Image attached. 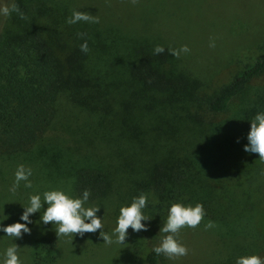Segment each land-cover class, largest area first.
Masks as SVG:
<instances>
[{
    "label": "trees",
    "instance_id": "trees-1",
    "mask_svg": "<svg viewBox=\"0 0 264 264\" xmlns=\"http://www.w3.org/2000/svg\"><path fill=\"white\" fill-rule=\"evenodd\" d=\"M90 1L0 0V10L10 11H0V160L39 149L64 93L99 118L113 108L116 121L105 130L93 127L111 150L88 148L100 161L80 160L74 192L88 189L90 201L106 197L113 182L109 167L119 169L134 178L136 195L147 196L157 218H167L172 203L202 204L200 224L211 221L223 237L236 239L230 264L242 255L261 257L264 161L243 146L250 119L264 112V85L255 83L264 74V56L208 92L169 45L117 23L109 16L116 12L95 10ZM13 5L19 12L11 11ZM74 11L90 19L69 24ZM85 41L87 52L80 49ZM157 45L164 51L154 54ZM150 122L151 136L144 125ZM86 127L74 131L81 141ZM36 242L48 255L34 252L33 263L52 264L56 243L45 237ZM162 259L152 248L146 264Z\"/></svg>",
    "mask_w": 264,
    "mask_h": 264
},
{
    "label": "rangeland",
    "instance_id": "rangeland-1",
    "mask_svg": "<svg viewBox=\"0 0 264 264\" xmlns=\"http://www.w3.org/2000/svg\"><path fill=\"white\" fill-rule=\"evenodd\" d=\"M90 2L95 10L108 13L107 8L116 12L109 16L117 20V23L122 21L124 26L135 32L149 34L169 45L175 50L180 64L200 78L208 92L230 82L234 76L264 56V0ZM183 46L188 51H181ZM255 83L264 85V74ZM59 110L57 120L36 152L13 160H0V223L5 226L18 221L23 223L20 221V214L30 194L63 189L78 196L72 187L75 167L82 158L99 160L95 154L89 153L88 148L95 146L100 154L111 150L93 127L99 125L100 130H105L106 124L113 119L117 120L115 109L111 108L109 114L105 112V118H99V114L80 108L70 95L64 93L59 99ZM83 123L87 125L86 141H81V135L74 132ZM144 125L150 130L149 136L153 135V123ZM87 155L91 158L86 157ZM100 158L103 162L106 161L104 157ZM21 164L33 170V175L29 178L32 187H24V182L21 181L16 192H9L15 170ZM109 168L113 171V182L107 196L89 200L86 206L101 207L97 215L102 218L104 231L111 234L116 226L120 207L130 204L132 198L138 195L134 191L132 176L127 177L119 169ZM42 213L43 208L41 213L33 214L31 218L34 223L29 225L30 233H24L16 240L0 232V259L3 258L4 250L16 243L25 264H34V252L40 251V258L48 255L46 251H41L40 243L36 242L38 238L45 237L56 243V259L52 264H146L147 253L168 235L160 232L166 218L155 217L148 205L144 209L145 215L151 218L145 222L148 229L133 232L129 228L122 244H117L115 237L111 244L105 243L99 235L101 230L85 233L83 236H57L51 222L48 225L39 223ZM205 225L182 228L178 239L187 247V255L175 259H168L163 255L160 264H230L227 260L236 253V239L223 237L215 224L212 227ZM261 257L264 258V254Z\"/></svg>",
    "mask_w": 264,
    "mask_h": 264
},
{
    "label": "clouds",
    "instance_id": "clouds-1",
    "mask_svg": "<svg viewBox=\"0 0 264 264\" xmlns=\"http://www.w3.org/2000/svg\"><path fill=\"white\" fill-rule=\"evenodd\" d=\"M4 15L10 14L8 8L0 10ZM11 11L19 12L16 5H13ZM23 14L21 13V16ZM90 17L79 11H74L68 19L69 24H75L79 21H88ZM83 52L88 51L87 42L80 45ZM164 51L162 46L157 45L154 48V54H159ZM181 51H188L186 46L181 48ZM176 54V53H174ZM247 143L244 144L243 150L249 154H259V159L264 161V112H257L250 119V130L246 136ZM239 142V138L237 139ZM33 175V170L30 167H25L23 164L18 165L14 173V181L9 186V192H16L20 186V182H24V187L31 188L32 182L29 179ZM90 197V191L85 189L79 196H73L63 189H50L42 193L30 194L25 206H22L23 211L20 214V221L10 225L0 223V232L14 238L21 237L24 233H30V224H33V214L38 212L43 213L39 216V223L48 225L52 223L57 236L79 234L83 236L85 233H95L97 230L100 237L105 243L111 244L113 237L117 244H122L128 235V229L133 232L147 230L149 218L144 213L147 207L148 198L144 193L132 198L130 204L121 206L119 215L116 218V226L112 229L111 234L104 231L102 218L97 215L99 206H86ZM47 205L45 208L44 206ZM205 210L200 203L192 205H184L182 203H172L168 208L166 220L160 228V232L168 233L164 236L160 243L153 247V252L157 255L163 254L168 259H175L187 255V247L178 239L180 230L185 226L195 228L200 224L205 216ZM37 223V221H36ZM212 222L209 221L205 227H212ZM159 232V233H160ZM0 264H25L19 253V247L16 243L7 247L3 252V258L0 259ZM235 264H264V258L258 255H242L238 256Z\"/></svg>",
    "mask_w": 264,
    "mask_h": 264
}]
</instances>
